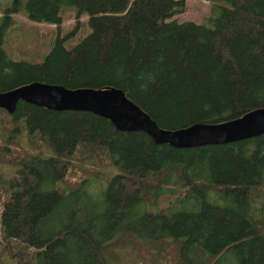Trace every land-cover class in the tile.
<instances>
[{
  "label": "trees",
  "instance_id": "obj_1",
  "mask_svg": "<svg viewBox=\"0 0 264 264\" xmlns=\"http://www.w3.org/2000/svg\"><path fill=\"white\" fill-rule=\"evenodd\" d=\"M186 1L12 0L0 91L116 87L169 130L264 107V0H208L201 23L173 18ZM66 8L74 29L88 16L74 45L59 33ZM21 10L57 28L42 61L3 48ZM5 114L9 139L25 132L32 149L2 147L15 167L0 177V242L13 264H264V134L176 148L88 111L18 101Z\"/></svg>",
  "mask_w": 264,
  "mask_h": 264
},
{
  "label": "water",
  "instance_id": "obj_2",
  "mask_svg": "<svg viewBox=\"0 0 264 264\" xmlns=\"http://www.w3.org/2000/svg\"><path fill=\"white\" fill-rule=\"evenodd\" d=\"M18 101L51 110L88 111L108 119L121 131L141 130L156 144L190 148L222 144L264 134V107L250 110L224 122L194 123L169 130L160 127L141 107L116 87L67 88L62 85L30 82L0 91V108L13 113Z\"/></svg>",
  "mask_w": 264,
  "mask_h": 264
},
{
  "label": "rangeland",
  "instance_id": "obj_3",
  "mask_svg": "<svg viewBox=\"0 0 264 264\" xmlns=\"http://www.w3.org/2000/svg\"><path fill=\"white\" fill-rule=\"evenodd\" d=\"M25 0H23L24 2ZM12 0H0V18L4 9L10 5ZM211 5L208 0H187L184 12L175 15L178 21H193L201 23L210 14ZM62 22L60 23L59 33L71 31L70 43L76 44L89 30L87 24L88 16L81 14L78 21L81 22L76 27V14L73 9L66 8L61 12ZM172 19V18H171ZM57 35V28L54 24L46 22H34L26 18L24 10L12 15V22L9 25L4 36L3 48L7 56L12 60H25L29 62L42 61L43 55L47 53ZM8 119L5 111L0 110V177L9 179L14 175L15 167L4 162V153L2 147L7 145L12 150L32 151L31 145L25 132H20L16 137L9 139L8 128L3 127L1 123ZM44 155H49L50 151L46 147L42 148ZM111 167L109 168V170ZM86 175V174H85ZM84 175V176H85ZM4 183L2 184L3 187ZM0 197H3L0 189ZM1 207V205H0ZM1 239V238H0ZM0 264H13V260L8 255L4 246L0 242Z\"/></svg>",
  "mask_w": 264,
  "mask_h": 264
}]
</instances>
